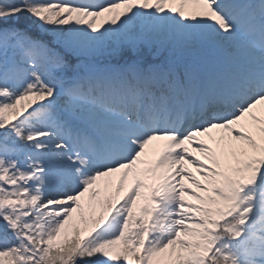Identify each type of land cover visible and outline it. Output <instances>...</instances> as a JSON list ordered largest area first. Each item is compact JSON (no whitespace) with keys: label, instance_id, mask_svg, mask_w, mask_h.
<instances>
[{"label":"snow or ice","instance_id":"6c2138e0","mask_svg":"<svg viewBox=\"0 0 264 264\" xmlns=\"http://www.w3.org/2000/svg\"><path fill=\"white\" fill-rule=\"evenodd\" d=\"M0 264H264V0H0Z\"/></svg>","mask_w":264,"mask_h":264}]
</instances>
